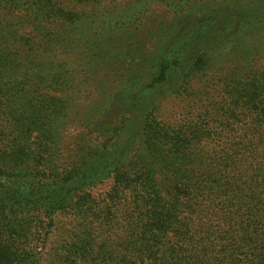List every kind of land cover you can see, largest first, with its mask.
Wrapping results in <instances>:
<instances>
[{
	"label": "trees",
	"instance_id": "trees-1",
	"mask_svg": "<svg viewBox=\"0 0 264 264\" xmlns=\"http://www.w3.org/2000/svg\"><path fill=\"white\" fill-rule=\"evenodd\" d=\"M114 1L0 0V264H264V0Z\"/></svg>",
	"mask_w": 264,
	"mask_h": 264
},
{
	"label": "rangeland",
	"instance_id": "rangeland-1",
	"mask_svg": "<svg viewBox=\"0 0 264 264\" xmlns=\"http://www.w3.org/2000/svg\"><path fill=\"white\" fill-rule=\"evenodd\" d=\"M130 0H116L113 3H103L99 6L98 8V14L100 16L101 19H103L106 15H110V21L112 22V24L115 23V20H118L117 16L119 15L118 13L120 12V10H123L125 8L124 4L126 2H129ZM239 1V0H237ZM249 0H246L245 3H247ZM212 3L214 4H219L221 2H224V5L227 9H233L236 6V1L235 0H211ZM236 2V3H235ZM235 3V5H234ZM246 5V4H245ZM244 5V7H245ZM148 16L146 17V21L150 22V24L156 25V24H162L164 21L166 22L168 20V17L170 15V11L169 8L166 7L163 4H159V3H153L150 5V11L146 13ZM137 23V22H136ZM135 24L133 23H129V25ZM138 24V23H137ZM259 34H263L264 36V32H259ZM232 41V40H231ZM231 41H227L225 42L224 46L220 47L219 50H217L213 56L214 59V63L212 64L211 69L209 70V74H213L217 68H229V66L233 63L234 59H240L239 58V51H244V49L248 48L249 46H253L254 47V43H251L252 40H242L241 42L238 41V43H244V49L240 48L239 46H237L236 44H234ZM235 45V46H234ZM258 47H256V51H258V53L256 55H251L250 56V61H242V68H244L247 63H252L255 65L261 64L262 62H264V41L262 42V44L258 43L257 44ZM261 46V47H260ZM255 48V47H254ZM255 51V50H254ZM245 52V51H244ZM240 62V61H239ZM247 67V66H246ZM146 72V70H145ZM217 71L213 74V78L211 80V84H214V81H216L217 78ZM200 84H203V81L201 79H199L198 81L194 82L193 86L198 87L200 86ZM182 101L180 99H177L175 97H170L167 100H165V105L166 106H170V105H179L181 104ZM78 129L76 126H71L68 127L66 129V132L64 133V141L66 146L69 145L68 143L72 140V138H74L77 133H78ZM100 190H104L102 188H100Z\"/></svg>",
	"mask_w": 264,
	"mask_h": 264
}]
</instances>
